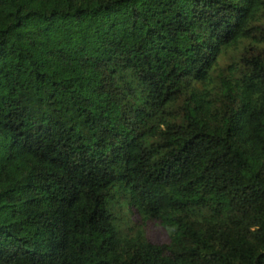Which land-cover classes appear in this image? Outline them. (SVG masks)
Segmentation results:
<instances>
[{"label":"trees","instance_id":"obj_1","mask_svg":"<svg viewBox=\"0 0 264 264\" xmlns=\"http://www.w3.org/2000/svg\"><path fill=\"white\" fill-rule=\"evenodd\" d=\"M0 264H264V0H0Z\"/></svg>","mask_w":264,"mask_h":264},{"label":"rangeland","instance_id":"obj_2","mask_svg":"<svg viewBox=\"0 0 264 264\" xmlns=\"http://www.w3.org/2000/svg\"><path fill=\"white\" fill-rule=\"evenodd\" d=\"M131 219L133 221L136 220L134 214H132ZM142 227L146 235V238L150 240L151 242L160 244V243H164L167 241V236L165 234V231L163 230L161 225L155 220L151 219V220L145 221L144 223H142Z\"/></svg>","mask_w":264,"mask_h":264}]
</instances>
